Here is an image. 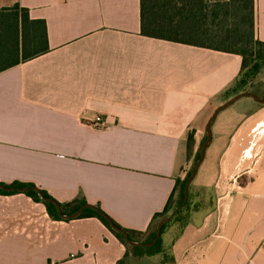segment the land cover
Segmentation results:
<instances>
[{
    "label": "crops",
    "instance_id": "1",
    "mask_svg": "<svg viewBox=\"0 0 264 264\" xmlns=\"http://www.w3.org/2000/svg\"><path fill=\"white\" fill-rule=\"evenodd\" d=\"M16 4L44 22L47 51L0 72V185L83 200L146 231L186 164L187 133L196 141L234 97L240 56L142 36L140 0H0V9ZM254 17L264 43V0H254ZM244 107V117L218 122L209 171L191 183L169 244L174 264H264V194L251 204L254 181L237 184L247 162L264 165V108ZM97 116L104 127L92 125ZM124 255L97 218L54 220L23 193L0 195V264H117Z\"/></svg>",
    "mask_w": 264,
    "mask_h": 264
},
{
    "label": "trees",
    "instance_id": "2",
    "mask_svg": "<svg viewBox=\"0 0 264 264\" xmlns=\"http://www.w3.org/2000/svg\"><path fill=\"white\" fill-rule=\"evenodd\" d=\"M27 9L19 5L0 9V72L34 59L47 51L45 24L43 21L30 20ZM140 33L142 36L166 42L193 46L212 51L238 55L241 58L240 73L227 95L240 93V87L246 83V78H254L264 62V43L255 39L254 0H140ZM251 88V87H250ZM249 92L250 90H244ZM206 138V137H205ZM194 132L186 135V164L166 202L163 211L153 216L144 232L126 230L113 222L106 214L96 207L103 216L109 218L115 226L128 233L134 242H152L155 238L157 223L167 217L183 200V189L192 168L199 157V152L193 156ZM193 156V165L189 169ZM10 188L33 187L29 184L13 183ZM46 198L45 192L40 191ZM18 192H4L0 195H10ZM34 202L45 206L48 215L54 220H60L56 209L49 203H44L32 191L24 192ZM54 201V200H53ZM189 201L184 209L177 213L173 220L167 223L161 231V237L152 247H130L121 234L110 229L103 216L92 210L83 211L78 218H97L124 246L125 255L117 262L123 264L128 253L150 251L162 242V236L167 227L178 223L189 208ZM65 215L74 213L86 205L83 200H74L59 204ZM184 221L180 223L181 228ZM160 252V250L158 251Z\"/></svg>",
    "mask_w": 264,
    "mask_h": 264
},
{
    "label": "rangeland",
    "instance_id": "3",
    "mask_svg": "<svg viewBox=\"0 0 264 264\" xmlns=\"http://www.w3.org/2000/svg\"><path fill=\"white\" fill-rule=\"evenodd\" d=\"M245 85L240 87L239 91L240 93L245 92L244 90H250L257 94L264 96V62L261 64L260 71L257 75L254 76V78H246ZM251 87V88H250ZM238 93V94H240ZM231 97V96H230ZM230 99V98H229ZM225 101H228L225 99ZM248 102L249 104H253L254 106L258 108H264V105L258 104L254 102L251 99L243 98L236 103H234L229 108L225 109V111H222V113L215 119L211 125V141L210 145L208 146L207 152L205 154V158L201 164V167L199 169L197 178L194 179L193 184H196L199 180H201L202 177L205 176V173H208L209 167L211 166V152L214 149V144L216 141V129L218 128V122L224 120L228 114L236 113L237 115H242L243 117L249 113V109L245 108V104ZM243 121V118L240 117V122ZM213 136V140H212ZM206 134L205 130H203L202 133L197 135L196 141H194V149H193V156L196 152L200 151V148L202 144L205 141ZM193 156L191 160V164L189 169L194 164ZM247 165H249V172L247 177L240 176L237 179V184L242 185L244 181L247 180H253L254 183L252 185V190L250 193L246 195L247 199H250V203L253 202H261L259 201V198L255 197L254 194L262 195L264 194V165H253L250 162H247ZM191 193H194V189L191 190ZM205 196L202 200V204L200 208H206L205 211L209 210V202L208 198L211 196V194L208 191L204 192ZM250 204V205H251ZM192 205V202L190 203ZM264 212V210H262ZM185 214V213H184ZM260 216H256V220L258 221ZM181 221L178 223H172L167 227L164 231V234L162 236V242L159 246H157L155 249L150 251H137L135 254L128 253L127 257L125 258L123 264H174L173 258L170 253V242L172 243L173 238L178 234L181 226L180 223L184 221L183 216L180 218ZM160 250V252H158Z\"/></svg>",
    "mask_w": 264,
    "mask_h": 264
},
{
    "label": "water",
    "instance_id": "4",
    "mask_svg": "<svg viewBox=\"0 0 264 264\" xmlns=\"http://www.w3.org/2000/svg\"><path fill=\"white\" fill-rule=\"evenodd\" d=\"M242 98H249L251 100H253L254 102L258 103V104H262L264 105V99L258 97L257 95L250 93V92H243L240 94L235 95L234 97H232L231 99H229L227 102H225L224 104H222L221 106L217 107L214 112L211 114V116L208 118L206 125H205V134H206V139L204 141V143L202 144L200 151H199V157L198 160L196 161V163L194 164L191 174L190 176L187 178L185 185H184V189H183V200L181 202V204L179 206H177L167 217L161 219L157 225H156V231H155V238L152 242L149 243H144V242H134L129 238V235L127 232H125L124 230L118 228L117 226H115L113 224V222L103 216V214L94 206L91 205H83L82 207H80L79 209H77L74 213L70 214V215H65L62 213L60 205L49 199L46 198L37 188L35 187H21V188H10V187H5V186H1L0 185V190L4 191V192H19V193H24V192H28V191H32L34 192L42 202L44 203H49L51 204L55 209H56V213L58 215V217L62 220H74L76 218L79 217V215L85 211V210H92L95 213H97L98 215H101L104 217V219L106 220L108 226L110 227V229L112 231H114L115 233L121 234L123 236V238L125 239L126 243L130 246V247H152L154 246L158 240L161 237V231L162 228L169 222H171L173 220V218L177 215L178 212H180L182 209H184V207L186 206L187 202H188V197H189V189H190V185L193 182V180L195 179V177L197 176L198 170L205 158V154H206V150L208 148V146L211 143V125L213 123V121L216 119V117L218 116L219 113H221L222 111H224L225 109L229 108L230 106H232L235 102H237L238 100L242 99Z\"/></svg>",
    "mask_w": 264,
    "mask_h": 264
},
{
    "label": "built area",
    "instance_id": "5",
    "mask_svg": "<svg viewBox=\"0 0 264 264\" xmlns=\"http://www.w3.org/2000/svg\"><path fill=\"white\" fill-rule=\"evenodd\" d=\"M92 125L95 127L102 128L105 126V123L101 117L97 116L96 118H94Z\"/></svg>",
    "mask_w": 264,
    "mask_h": 264
}]
</instances>
